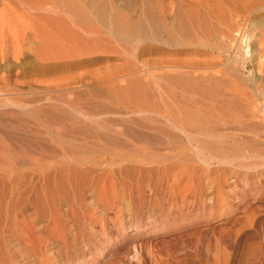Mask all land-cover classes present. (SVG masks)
I'll list each match as a JSON object with an SVG mask.
<instances>
[{"label": "bare ground", "instance_id": "1", "mask_svg": "<svg viewBox=\"0 0 264 264\" xmlns=\"http://www.w3.org/2000/svg\"><path fill=\"white\" fill-rule=\"evenodd\" d=\"M116 1L118 0L0 1V64H20L19 59L23 53V47L26 44L34 45L33 54L35 58L24 59V63L40 61L48 64L51 62L66 61L68 58H75L82 55L105 54V57H101L97 61L100 64H110L107 65V67L103 65L106 67V69H104L106 74L103 75V83L106 89L104 90L102 84V87L96 85L88 88V90H86L87 93L91 91L92 93H103V91H107L117 96L116 99H118V101L121 100L122 104H130V106L133 104L135 110H133L132 114L130 113V115H128L129 113L121 112H115L114 114L121 117V120L122 118L127 119L128 117L130 118V121L128 120L129 122L133 121L134 124L140 123L143 127L147 126V129L151 128V126L149 125L150 127H148L147 123L143 121H151L150 116H155L154 120L151 121L156 124V129L154 130H157L156 132L159 134L166 135L169 138L168 141L173 144L172 146H178V143L185 141H183V139H186L187 143L190 144L192 140H194L195 134L193 132L195 131L211 135L220 129L223 130V128L233 129L234 126L241 127L247 125L248 121H253L255 117L261 114L264 115V17L263 21L257 24L256 33L253 32L248 34L246 29V20H248L246 18L250 13L258 12L260 15L262 14L264 16V0H245L242 2L239 0L241 4L234 6V11H231V9L228 10V14L226 15L224 13L225 11L223 12L224 14L218 11L220 10V6L217 4L204 6V4L202 5V2L200 3L198 0H174L175 2L170 4H158L157 0H146L144 4L142 3V5H140V8H137L139 10L136 14L130 12L129 8L132 7L130 3L124 2L123 0L124 4L119 5ZM234 3L236 4V2ZM133 5H135V3ZM125 6L127 7L125 8ZM219 12L222 15L221 19L220 16L219 18L216 17ZM250 37H255V45H253L252 51L249 50L248 44L244 43V45L242 43L244 38L248 39ZM144 41L148 43L146 46L138 49L137 57L140 58H137L134 48ZM154 42H159L162 44V47H154ZM118 46L120 48H118ZM145 54L147 57L143 58ZM109 55H114L115 57H118V55L125 56V62L123 63L125 66L117 67L115 65L117 64L115 63V59L117 58H109ZM127 56L131 58L127 59ZM249 63L256 65L259 79L251 84V91H249V93L243 92V95L246 94L244 97H231V93L230 95L228 94V96L224 93V95H220L222 93L219 94L218 92H222L221 89L218 92L216 91L218 94L214 93L216 95L210 94V91L207 89L205 90L209 92V95L206 94V91L205 93L201 91V87L217 89L223 84L227 86L235 85L237 81L235 77L239 74L236 65L242 64L241 67L246 68ZM45 67L48 68L47 66ZM142 71L145 72L143 73ZM86 72L89 73L90 71L88 72L86 70ZM2 74L4 75V73H1L0 80L5 82L7 78ZM85 75L88 76V74L85 73H78L74 76L69 75L70 77L64 74V79L61 78L62 76H59L58 79H56L57 77L50 78L46 79L48 81L45 82L49 85L53 84V86L56 85L61 87H66L71 84L86 86L87 80L85 81ZM89 76L94 79L93 74L89 73ZM144 76L150 77L148 80H145L143 79ZM11 80L15 84L14 88L17 87V84L22 82L18 76H15ZM149 83H153L152 85L158 83L162 84V86L160 85L156 88ZM212 83L215 84L214 87H212L213 85L210 86ZM239 83H237V85ZM166 84L179 88L180 91L175 89L179 91V94H177V92L174 93L175 90L171 88L166 89V91L172 92L162 94V92H165V87H163V85ZM226 85L223 86L226 87ZM192 86L195 87V89ZM14 88L12 89L14 90ZM191 88L193 95L186 93ZM229 88L232 89V86H229L228 89ZM211 92H214V89L213 91L211 90ZM13 102L6 103L4 100L0 101V108L5 109L6 107H10L9 110H11L15 107V109H19L18 111L21 110L22 112L28 113L29 111L27 112V110L32 107L28 103L21 104V102ZM91 103L88 107H92L91 109L95 108ZM64 105L65 107L63 106L62 109L68 111L69 115L71 111L76 116L82 119L87 118V120L102 117L101 115L87 113L81 107L70 105L69 103H64ZM37 108L35 109L36 111H41V108ZM49 108L50 107H48V109ZM90 108H86V110L90 111ZM99 109L101 108H98V110ZM1 111L3 112V110ZM64 111H62V113ZM7 114L12 118L10 119L7 117V121H18V118L14 119V117L10 115V112ZM38 114L40 115V113ZM12 115L15 116V114ZM5 118L4 116V119ZM4 119L3 121H6ZM112 121H115V119ZM0 122H2V120ZM110 122L109 124L112 123ZM151 122L150 124L152 125ZM122 123L123 122H121V124ZM10 124L8 123V125ZM19 124H21V122ZM91 124H89V126L91 125L94 127L96 125L94 122H91ZM112 124L110 126H105L106 123L105 125L97 123L96 128L94 127L98 133L95 134V137L100 138V140L103 139L105 142L109 141L112 147L114 146L110 148L104 144L102 147H99L100 144L98 143V146L96 144L99 148H94L96 152H99V155L94 158L84 156L86 153L84 151H81L82 154L77 155L78 152H74L75 150L73 148L79 149L78 144L65 142V147H63L61 143V148L55 147L57 150L53 149V152L57 153H55V155H59L58 157H61V160L59 159L60 161L55 163H51L52 161L50 163L47 161L36 162L35 165L33 164L35 175H30V179L23 178L24 176L19 178L14 176L13 179L7 178L3 181L1 179L3 185L2 190H0V264H21L20 247L25 246L27 242H30V240L35 237L38 228L47 231V224L34 227L38 221H35V223L28 221L21 214L20 210L23 209H18L20 206L28 203V199L30 198H28V195L30 193L32 194V192L34 193L32 196H35V200L31 199L29 201H34L33 205L37 213L48 214L46 217L47 222L53 221L57 223L60 220L64 221L63 226L60 225L61 227L57 231L64 248L67 247L69 243L67 236L68 233L71 232V228L68 225L66 214L59 213L60 206L62 207L64 204L68 206L67 209L72 215L74 225L78 228L75 233H71L74 234V238L70 241L71 248L76 242H79V238L84 239L85 236H87L86 233L82 232L79 225L81 219H86L91 225L90 234L88 235L86 243L88 244L87 248L91 250L96 246L93 245L92 231L95 229L97 222L105 220L102 218L99 219L98 214L95 215V212H98L100 209L112 210V213L115 215L113 220L115 221L116 219V222H118L119 215H121L126 208V204H123V201L131 197V195H129L130 193L125 191L126 188L131 186L133 182L135 183L134 186L136 183L143 184L142 182H144L142 180V175H144L142 172H144L143 170L145 169L144 167L142 168L141 165L143 162L149 163L154 161L160 163L166 160L167 163V160L177 156L178 159H173L174 161L171 159L170 161L172 162L169 161V164H164V168H160L161 171L168 172L172 169H176L175 176L177 179L183 174L196 175L194 174L193 166H187V157L184 158L180 153L177 154V152L181 151H177L176 154L172 155H170L171 153L164 154V152H162V155L157 153V149L160 148V146L156 145V143H158V138L154 135L155 133H153V130L152 132L149 131L153 133V135H151V133L149 134L148 131L142 129L140 125L141 128L138 127V125H133L131 127L124 125L121 128H114ZM155 124L153 123L152 126L154 127ZM0 127L2 128L3 126ZM5 130L7 132L4 133V136L9 142V148L16 151L25 149L24 142L21 143L20 139L27 134V131H24L23 128H14L13 125L10 129L7 128ZM3 131H1V133H3ZM202 133L200 134L203 135ZM223 136L221 137L222 139ZM126 139L139 143V145L133 144L134 146H128L125 144ZM200 141L203 140L200 138ZM208 141L209 140H207V142ZM211 142H213L214 145L215 141ZM221 142H219L221 145L218 144L222 146H219L220 150L224 145V143L222 145ZM165 143L166 142H164V144ZM185 143L186 142L183 144L185 145ZM215 143L217 144L218 141L216 140ZM0 146L3 145L1 144ZM80 146L82 148L85 147L82 144ZM193 147L194 146H192L191 149H194ZM214 147L213 149L210 147L209 150H214ZM224 147L226 146L224 145ZM89 148H91L90 145ZM89 148L85 150L89 151ZM182 148H179V150ZM9 150L10 149H6L5 153L7 152L8 154ZM49 150L51 151L52 149L49 148ZM92 150L94 151V149ZM92 150H90L91 154L95 155V152L92 153ZM194 150H191V152ZM172 151H174V149ZM74 153H77L76 156H73ZM220 153L223 152L220 151ZM192 154L194 153L192 152ZM201 154L204 155L203 153ZM207 154L208 156H204L202 160L200 159L207 169L212 165L211 162L214 160H217V162L219 161V163L223 162L221 164H227L229 162L227 154H224L222 158L216 157L220 159L214 158L215 156L209 153ZM4 156V159L0 161V170H4V173L9 174L8 172L11 170L16 171V169L19 168L20 170L23 169L21 168L22 166L26 167L24 166L25 161L22 160L21 157V159L18 158L17 160L11 161L6 158L5 154ZM52 156H54V154ZM232 158H235L233 154L231 159ZM250 159L252 160V158ZM41 160H43V158H41ZM156 163H154V165ZM230 163L231 162H229V165ZM242 163L240 168H247V165L243 166L244 163ZM113 164H115L114 167H112ZM139 164L141 166H137ZM181 164H184L186 167L181 168ZM231 165H233V162ZM251 166H253V164ZM263 167L260 165L254 169L261 170ZM151 169L149 170L151 171ZM157 171L160 170L157 169ZM32 174H34V172ZM261 174L263 175V173ZM140 181L142 182L140 183ZM139 189L138 187L137 193L135 194L138 196L137 200L144 201L141 196L142 194L139 193ZM155 189L157 190L156 187ZM94 204L97 207L92 208L91 206ZM128 204H130V202ZM18 223L23 225L21 227L22 229L20 228V232L14 233L13 228L16 229ZM17 244L19 248H14ZM46 244L47 243H45V245ZM135 245L133 246L134 249ZM35 252L39 264H51V255L44 254L42 253L43 251L40 254V251H38V253L37 251Z\"/></svg>", "mask_w": 264, "mask_h": 264}, {"label": "rangeland", "instance_id": "2", "mask_svg": "<svg viewBox=\"0 0 264 264\" xmlns=\"http://www.w3.org/2000/svg\"><path fill=\"white\" fill-rule=\"evenodd\" d=\"M0 1L3 2L4 0H0ZM40 1H50V0H40ZM145 1L146 0H124V2H128L131 4L132 7H130L129 10L131 13L134 14L137 13V11L139 10L137 8H140V5H142V3L144 4ZM159 1L160 0H157L158 4H170V3H174L176 0L175 1L161 0L160 3ZM198 1L200 3L202 2V5L204 4V6L217 4L218 6H220L219 7L220 10L218 11H220L222 14L225 13L226 15L228 14L227 12L228 10L231 9V11H234L233 7L236 6L237 4H241L240 1L242 2L245 0H240V1L239 0H203V1L198 0ZM124 2L123 0L116 1V3L119 5L120 4L123 5ZM234 2H236V4ZM134 3L135 5H133ZM126 7L127 6H125V8ZM220 12L217 13L218 15H216V17L219 18L220 16L221 19L222 15ZM256 13L252 12L246 18L248 19L246 20V29L248 31V34L253 32L256 33L257 32L256 28L258 27L257 24L263 21L264 16L262 14L260 15L258 12ZM244 40L242 43L248 44L249 50L252 51V47L253 45H255V37H250L248 39L244 38ZM147 43L148 42L144 41L139 43L137 47L135 46L134 51L136 52L135 54L136 57H137L138 49H140V47L146 46ZM33 46L29 44L24 45L23 53L19 59L20 64H4V63L0 64V75L3 72L4 75L3 74L2 75L5 76L8 80V81L6 80L7 82L6 81L2 82L0 80V101L4 100V102L6 103H10V102L12 103L13 101H14L13 103H20V102L21 104L28 103L29 105L32 106L29 108V110H27V112L29 111L30 113L29 112L25 113L22 112L21 110L20 112L18 111L19 109H15V107H13L14 109L12 108L11 110H9L10 107H6L5 109L0 108V121L2 120V122H0L1 124L0 126L4 127V128L0 127V145L2 144L4 146V148L3 146H0V161L4 159L3 158L4 154L6 155V158L11 161L17 160L18 158L21 157L22 160L25 161L24 166L27 167L26 168L22 166L21 168L23 169L21 170L20 168L16 169V171L11 170L10 172H8L9 174L4 173L3 172L4 170L2 171L0 170L1 171L0 190H2V185H3L1 179L2 181L7 178L13 179L14 176L16 178L24 176L23 178L28 179L30 175H35V170L33 169L35 163L38 161H44V162L47 161L49 163L51 161H52L51 163L60 161L61 157L59 158L58 157L59 155L56 156L55 155L56 152L54 153L53 149H55V147L61 148L62 144L63 147H65L66 146L64 145L65 142L66 143L72 142V144H78L79 149L73 148L75 150L74 152H78V154L76 153L77 155L82 154L81 151L82 152L84 151L86 153L88 152L87 154L85 153V155L83 153V155L89 158L90 157L94 158L97 155H99L98 154L99 152H96L95 148L102 147L104 144L109 146L110 148H113L114 146L112 147V144H110L111 142L108 141L109 142L108 143L105 142L103 139L100 140V138L95 137L96 136L95 134H98L97 131L95 130L97 123H101L104 125L106 123L105 126H110L113 123L112 126L114 128H121L124 125L125 126L128 125L129 127L133 125L136 126L138 125V127L141 126L142 129L148 132L149 131L152 132L153 130L154 131L153 133H155L154 135H156L158 138L157 140L158 143H156V145L160 146V148L157 149V153L159 155L160 154L162 155L163 154L162 152H164V154L171 153L170 155H172V154H176L177 151H181L182 153L177 152V154L180 153L182 156H184V158L187 157L186 159L188 160L187 166L190 167L193 166L192 168L194 174L196 175L183 174L184 176L183 175L179 176L177 179L175 176L176 169L175 170L172 169L168 171L169 173L167 171L166 172L161 171V169L164 168V164L167 165L170 162L176 160L177 156L171 158L172 161H170L171 159L167 160L168 161L167 163L166 160L163 161L164 163L163 162L156 163L154 161H151L149 163L143 162V164L141 165L142 168L144 167L145 169V170L142 169L144 171L142 172V174H144L142 175V180L144 182L140 181V183L142 182L143 184L136 183V185L140 188L139 193L142 194L141 196L144 199V201L137 200L138 196L135 194L137 193L136 191L138 190V187L136 185L134 186L135 183L133 182L131 186H129L130 188L128 187L125 190L127 193H130L129 195H131V197H128L123 201V204H126L125 206L126 210L124 209L123 213L119 215L120 217L118 219V222H116V219L115 221L113 220L115 215L114 213H112L113 212L112 210L100 209L98 210V212L96 211L95 215L98 214L99 219L102 218L105 220L101 222H97L95 229L92 231V240L94 242L93 245H96L94 249H91L92 251L87 248L88 244H86L88 235L90 234V227H91V225L88 223L86 219H81L79 225L82 232L86 233L87 236H85L84 239L79 238L78 239L79 242H76L73 245L72 247L73 249H72L70 241H72V239L74 238V234L71 233H75L78 230V228L76 225H74V220L72 218V215L71 213H69L70 211H68L67 209L68 206L66 204H64L62 207L60 206L59 213L66 214L68 218V225L71 228V232L68 233L67 236V240L69 241V243L67 244V247L64 248L63 244L60 241L59 234L57 233L58 229L61 226H63L64 221L60 220L57 223H54L53 221L47 222L46 217L48 214L47 215L41 214L35 211L33 205L34 201L33 202L29 201L31 199L33 200L35 196H32L34 195L33 192L32 194L30 193L28 195V198L30 197L28 199V203H25L24 205L20 206L18 209H23L20 210L21 214L28 221L34 223L35 221L39 222V223L36 222V225H34V227L47 224V229H46L47 231L42 230V228H38L35 237H33L30 240V242H27L25 246L20 247L21 248L19 249L21 254L20 258L22 260L21 264H39L38 257L37 254H35L36 253L35 251H37V253L38 251H40L39 254L43 251L42 253L51 255L50 256L51 258L49 257L51 259V264L52 263L53 264H264V167H263L264 166V161H263L264 160V115L263 114L255 117L253 121H248L247 125L241 127L234 126L235 129L223 128V130L220 129L219 131L211 135H206L202 132L195 131L193 133L195 134V137L197 136L198 138L196 137L197 139L196 140L194 137V140H192L191 142L192 144L190 143L191 145L187 143L186 139H183V141L185 140L184 142H186L185 143L186 146L183 144L184 142L178 143V146L177 145L172 146L173 144H171L168 141L169 138L166 135L159 134L158 132H156L157 130L156 131L154 130L156 129V124L155 122H151L152 120H154L155 117L154 115H152L154 117L150 116L151 121L150 120L143 121L144 123H147L148 127L151 126V128H148L149 129L148 130L147 126L143 127V125H141L140 123L134 124L133 121L129 122L130 118L128 117L127 119L124 118L126 120H124L123 118L121 120V117H118L117 115L114 114L115 112H121L127 114L129 113L128 115H130V113L132 114L133 110H135L134 108L135 106L133 104H131V106L130 104H122L121 100L118 101V99H116L117 96L108 93L107 91H103V93H96V92L92 93V91L87 93L86 90H88V88L96 85L97 86L100 85L99 87L104 86L103 87L104 90L106 89L103 83L104 82L103 75L106 74L104 69H106L107 65L110 64L107 65L100 64L97 61L101 57H105L106 56L105 54H96V55L92 54L87 56L82 55L83 57L78 56L75 58H68L66 61H60V62L57 61L55 62L56 64L54 62L46 64V62H40V61H32L29 63H24L23 62L24 59L35 58L33 54ZM154 47L160 48L162 47V44H160L159 42H154ZM118 48L120 47L118 46ZM127 57H128L127 59L131 58L130 56ZM145 57H147L146 54L144 55L143 58ZM109 58H117L115 59V63H117L115 65L117 67L125 66V64H123L125 62V58H126L125 56L118 55V57H115L114 55H109ZM103 65H105L106 67H104ZM241 65L242 64L236 65L237 66L236 69L238 68L237 70L239 71V74H237V76L235 75L236 76L235 79L237 80V81L235 80L236 84L229 85L230 87L232 86V89L231 88L228 89L229 86L223 84L226 85L227 88L223 85L219 86L217 89L215 88L208 89L209 87L208 88L201 87L202 89L201 91L205 93L206 91L205 89H207L210 91V94L212 95L222 93L220 95L226 94V96H228V94L230 95L231 93L232 94L231 97H237V96L244 97L246 94L245 95L243 94L246 92L249 93V91H251V84H253L255 80L259 79L258 78L259 75L257 74L255 64L249 63L247 64L246 68H242ZM45 66H47L48 68H46ZM86 70L88 72L90 71L89 72L90 74H93L94 79L93 77L89 76V73H87ZM142 72L144 73L145 71ZM72 73L74 75L78 73L88 74L90 79L87 75H85L86 76L85 81L87 80L86 86H82L80 84H75V85L71 84V85H67L66 87L65 86L61 87L56 85L53 86V84L49 85L47 82H45L48 81L46 79L56 78V77H57L56 79H58L59 76L60 77L62 76L61 78L64 79V74L68 76L69 75L74 76ZM15 76H18L22 81L20 84H17L16 88H14L15 84L11 80ZM149 77L144 76L143 79L148 80ZM246 82L249 84H247ZM44 83L47 85H45ZM237 83L239 84L237 85ZM119 84L121 85L120 82ZM152 84L153 83H151L150 85L155 86L156 88H158L160 85L162 86V84H158V83H156L158 85L156 84L152 85ZM167 85L168 84L163 85V87H165L164 88L165 92L161 91L162 94H167L169 91H166V89L169 88H171L172 90L175 89L179 90V88H177L176 86L172 87V85L171 86L170 85L167 86ZM214 85H215L214 83L210 84V86L212 87H214ZM12 88H14V90ZM193 88L195 89V87ZM213 89L214 92H211V90L213 91ZM220 89L222 90V92L220 91ZM178 90H175V92L174 91L173 92L174 93L177 92V94H179L180 90L179 91ZM191 90L192 88L189 90L190 92L188 91L186 93H189V95H191L193 93ZM216 91L217 92L220 91V92L217 93ZM206 92H207L206 94L209 95V92L208 91ZM64 103L66 104L69 103L70 105L81 107L87 113L97 114L99 116L101 115L102 117L98 119L94 118L93 120L88 119L89 121L91 120L89 123L87 118H83L85 119L83 120L81 117L76 116L71 111H70L71 114L69 115L68 111H64L62 109L63 106L65 107ZM90 103L93 104V107L95 108L91 109L92 107L91 108L88 107ZM83 105L85 106V108ZM36 106L39 107L37 108ZM48 107L50 108L48 109ZM36 108L37 109L41 108V111L39 112L38 110L36 111L35 110ZM86 108L88 109L90 108L91 110L90 111L86 110ZM98 108L101 109L98 110ZM1 110H3V112ZM62 111H64L63 112L64 114L62 113ZM9 112L10 115L14 117V119L18 118V121L19 123L21 122V124H19L17 120L15 122H17L18 124L12 120L11 122H9L10 120L7 121L8 118H10L9 114H7ZM38 113H40V115ZM12 114H15V116ZM3 115L6 117L5 119ZM38 118L41 120H39ZM3 119L4 120L7 119V120L3 121ZM114 119L115 121H112ZM108 121L109 122L111 121L112 123L110 122L111 124H109ZM91 122L96 123V125L94 124L95 126L93 125L95 128L91 126L93 124V123L91 124ZM114 122L118 125H116ZM121 122L123 123L121 124ZM150 122L152 123V125L153 123L155 124L154 127L150 124ZM8 123L9 124L11 123L10 124L11 127L13 125L14 128L17 129L23 128L24 131H27L26 132L27 134H25L24 137L20 139V142L21 143L24 142L23 144L25 145L24 146L25 149H23L24 152L23 150L20 151L21 149H19V151L18 150L16 151L8 147L9 142L4 136V133L7 132L5 129L11 128L10 125H8ZM89 124L91 125L89 126ZM1 131H3V133H1ZM151 132H149V134ZM223 132L225 135L223 134ZM153 133H151V135H153ZM200 133H202L203 135H201ZM221 134H223L224 136ZM26 136L27 138L25 139ZM222 136L224 140L221 138ZM199 137L203 141H200ZM207 140H209L210 142L209 141L207 142ZM216 140L218 141L217 144L215 143ZM125 141H126L125 144H127L128 146L139 145V143H136L134 141H129L127 139ZM163 141L166 142L165 144H167L168 142L170 144L168 143L167 145H165ZM211 141H215L214 145L213 142ZM219 142H221L222 145L224 143L227 149L223 145V148H221L220 150L219 146L221 144ZM98 143L101 146L99 145V147H97ZM203 143H205L206 146L208 145L207 146L208 148ZM79 144L80 145L82 144L85 147L82 148ZM89 145L91 148L93 147L92 149H94V151L91 148H89ZM192 146H194L193 148L195 150L191 149ZM210 147L211 149H213L214 147V150L210 151L209 150ZM5 148L10 149L11 151L9 150L7 154V152L5 153L6 150ZM49 148H51L52 150L50 151ZM57 148L55 150H57ZM87 148H89V151L85 150ZM179 148H182L184 151L182 149L179 150ZM159 149L161 152L159 151ZM173 149L174 151H172ZM202 149L204 150V152ZM90 150L93 151L92 153L95 152L94 153L95 155L91 154ZM191 150H194L192 151L194 154H192ZM224 150H228V151H224ZM220 151L223 153H220ZM254 151L259 154L255 153ZM47 153L50 154L48 155ZM201 153H203L204 155H202ZM207 153L215 156L214 158L216 157L222 158L224 154L225 155L227 154L229 157V162L231 163L230 165L229 162L227 164L226 163L221 164L223 162L219 163V161L217 162V160L216 161L214 160L211 162L212 165L210 164L211 166L208 167L207 169L206 166L201 162L204 156L205 157L208 156ZM228 153L231 155H229ZM53 154L54 156H52ZM76 154L74 153L73 156H76ZM232 154L233 157L235 156L234 159L233 158L231 159ZM258 157L259 158L262 157L263 159L262 158L259 159ZM41 158H43V160H41ZM196 158L199 159L197 160ZM220 158H216V159H220ZM250 158H252V160ZM236 161L238 162L239 165L237 164ZM232 162L233 165H231ZM154 163L156 164L154 165ZM241 163L243 164V166L247 165L246 166L247 168H249L250 166L249 168L250 170L245 167L240 168ZM250 164L251 165L253 164V166H251ZM141 165L139 164L137 166H141ZM237 165L239 168L237 167ZM260 165L263 168L261 170H255L256 169L255 167H258ZM114 166L115 164L112 165V167ZM180 166L181 168L186 167L184 166V164H181ZM251 167L253 170L251 169ZM149 169H151V171ZM157 169H159L160 171H157ZM33 172L34 174H32ZM261 173H263V175ZM155 187L157 188V190L155 189ZM154 199L155 200L159 199L158 200L159 202L155 201ZM128 201L130 202V204H128L129 203ZM91 207L94 208L97 206L94 204ZM22 226H23L22 224L18 223L16 229L13 228L14 233L20 232ZM44 240H46L47 242ZM45 243L47 244L45 245ZM134 245H135V249L133 247ZM17 247L19 248L18 244L14 246V248Z\"/></svg>", "mask_w": 264, "mask_h": 264}]
</instances>
